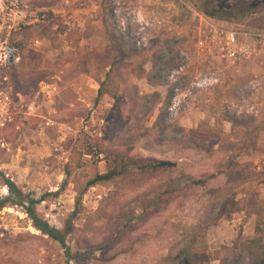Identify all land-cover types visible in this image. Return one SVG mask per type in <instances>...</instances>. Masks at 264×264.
Wrapping results in <instances>:
<instances>
[{"label":"rangeland","instance_id":"1","mask_svg":"<svg viewBox=\"0 0 264 264\" xmlns=\"http://www.w3.org/2000/svg\"><path fill=\"white\" fill-rule=\"evenodd\" d=\"M20 1L46 19L12 34L21 59L0 70V91L10 98L0 118V200L10 198L0 209V264H179L185 246L208 256L205 264H264L240 245L264 222V58L233 64L214 46L197 48L205 21L264 30L213 19L197 0H120L117 13ZM109 70L116 99L98 93ZM209 72L220 81L191 85ZM113 128L139 136L132 154L142 164L175 165L132 168L123 182L90 187L77 202L106 170L104 155H85V146L96 138L112 145ZM1 175L29 198L50 194L35 211L66 234L64 246L35 228ZM124 212L131 221L117 224Z\"/></svg>","mask_w":264,"mask_h":264},{"label":"trees","instance_id":"2","mask_svg":"<svg viewBox=\"0 0 264 264\" xmlns=\"http://www.w3.org/2000/svg\"><path fill=\"white\" fill-rule=\"evenodd\" d=\"M197 1L198 4L195 3L197 8L201 9L205 15L213 19L246 25L257 30H264V0H233V3H229L228 1L230 0H222L215 5H211V2L204 4L202 0ZM109 74L110 70L106 73L105 80L100 83L98 93L109 94L116 99L119 94V88L116 84L113 85L112 88H110V84H107ZM115 109L118 120H122L124 110L118 105L115 106ZM107 133L112 141V145H108L102 139L96 138L95 144L88 143L85 146V152H83L85 155L95 157V159L98 158L100 154L104 155L103 159L106 163V170L103 173H95V175L85 183L81 192L77 196V202L80 201L81 196L90 187L107 182H123L132 168L160 172L171 169L175 165L168 160H154L151 161L152 163L149 162L142 164V160L136 158L132 154L134 144L139 136L123 137L117 128H113ZM1 177L9 194L16 197L17 203L24 206L25 212L32 220L35 228L64 246L66 234H60L56 228L50 226L45 220L39 218L35 211L36 205L44 201L46 195L50 194L42 195L38 199L29 198L28 196L23 195L9 178L3 175H1ZM244 178L245 176H242L240 180H243ZM51 195L56 196L58 193L56 192ZM9 201V196L1 199L0 209ZM127 215L128 212H124L117 217V224H120L122 222L120 219L123 220L124 218H126L124 225L131 221L132 218ZM255 229L256 235L249 240L242 241L240 245L245 250L252 252L259 262H264V222L257 224ZM206 257L208 256H205L203 253L194 252L192 246H185L182 247L177 254L176 260H178L179 264H193V261L196 263L198 262L196 259H199L205 264L204 259Z\"/></svg>","mask_w":264,"mask_h":264},{"label":"built area","instance_id":"3","mask_svg":"<svg viewBox=\"0 0 264 264\" xmlns=\"http://www.w3.org/2000/svg\"><path fill=\"white\" fill-rule=\"evenodd\" d=\"M62 10L72 13L97 11L100 6H110L117 13L120 9V0H57ZM46 19V14L28 11L27 5L20 0H0V70H9L16 66L21 59L18 47L11 42V36L24 26L38 24ZM135 19L141 21L140 13ZM205 21V20H204ZM206 26L199 31L197 48L203 53L211 52L214 48L217 54L230 63L244 60H258L264 58V31L242 32L213 26L205 21ZM124 29V20L118 22ZM140 24H143L141 22ZM184 65H181L183 70ZM220 81L218 72L200 74L192 82L194 88H207ZM258 77L250 81V87L256 89L260 86ZM10 105L9 96L0 91V118L5 120L3 114L8 113ZM33 110V106L28 107Z\"/></svg>","mask_w":264,"mask_h":264}]
</instances>
